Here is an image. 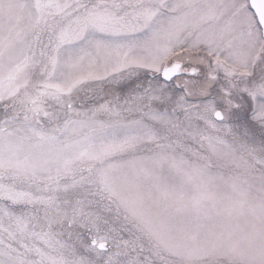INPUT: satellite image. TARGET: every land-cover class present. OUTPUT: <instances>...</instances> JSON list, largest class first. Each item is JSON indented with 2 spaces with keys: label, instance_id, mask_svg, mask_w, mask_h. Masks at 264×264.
Segmentation results:
<instances>
[{
  "label": "snow or ice",
  "instance_id": "6c2138e0",
  "mask_svg": "<svg viewBox=\"0 0 264 264\" xmlns=\"http://www.w3.org/2000/svg\"><path fill=\"white\" fill-rule=\"evenodd\" d=\"M0 264H264V0H0Z\"/></svg>",
  "mask_w": 264,
  "mask_h": 264
}]
</instances>
